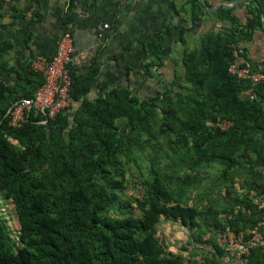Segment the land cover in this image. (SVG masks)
<instances>
[{"label":"trees","instance_id":"16d2710c","mask_svg":"<svg viewBox=\"0 0 264 264\" xmlns=\"http://www.w3.org/2000/svg\"><path fill=\"white\" fill-rule=\"evenodd\" d=\"M29 1L12 8L14 19L24 18ZM6 4L0 0L1 28ZM188 6V28L165 27L143 42L139 69L163 90L139 98L121 86L90 99L101 68L95 58L83 73L70 66L69 106L44 124L29 117L9 125V108L32 97L43 77L32 56L11 65L13 45L0 41V201L12 204L18 225L15 243L0 210V264H223L227 253L215 238L231 228L247 239L262 221L264 81L253 86L229 72L238 56L245 59L239 42L261 21L240 29L220 9L231 26L189 48L203 6ZM165 36L183 46L167 84ZM250 65L264 74V64ZM218 120L231 126L220 130ZM134 173L136 197L126 193ZM161 219L189 230L190 244L210 247L211 258L197 259L198 247L182 249L186 260L168 251L156 237ZM235 264H264V252L253 249Z\"/></svg>","mask_w":264,"mask_h":264},{"label":"crops","instance_id":"0c3cea01","mask_svg":"<svg viewBox=\"0 0 264 264\" xmlns=\"http://www.w3.org/2000/svg\"><path fill=\"white\" fill-rule=\"evenodd\" d=\"M188 1L32 0L29 1L31 8L24 18L16 20L12 17V8L22 9L28 0H7L1 19L4 28L0 27V41H11L13 48L6 54V59L15 65L18 61L29 60L31 56L32 61L40 57L51 59L57 40L64 32H69L74 46L72 67L83 73L93 59L101 63L100 72L88 94L90 99L121 86H129L139 98H148L152 96L149 94L152 88L155 93L159 86L155 79L144 76L139 69L144 56L143 42L151 40L157 30L165 27L188 28ZM199 1L203 6L200 22L196 31L187 37V47L198 45L200 36L208 31L221 32L231 26L227 19L221 18L218 13L220 9L230 10V15L236 19L240 29L248 20L259 17L261 26L252 32L249 39L239 42V52L245 59L238 56L237 64L262 67L264 0ZM104 25H108L107 29H104ZM182 50L183 46L174 43L171 37H164L162 58L172 59L175 63L176 56ZM3 79L8 83L14 80L12 77ZM144 90L149 94L146 97L140 95Z\"/></svg>","mask_w":264,"mask_h":264},{"label":"built area","instance_id":"2783aa9c","mask_svg":"<svg viewBox=\"0 0 264 264\" xmlns=\"http://www.w3.org/2000/svg\"><path fill=\"white\" fill-rule=\"evenodd\" d=\"M107 27L108 25H104V29ZM73 53L72 36L69 32H64L57 40L56 50L51 59L40 57L31 62L32 70L41 73L43 84L32 97L23 98L9 108L7 115L10 126L18 127L29 117H39L37 123L44 124L69 106L72 82L70 66L73 64ZM229 72L239 79L249 80L253 86L264 81V74L253 70L248 64L244 67L237 63L232 64ZM248 95L249 98L254 97L251 92ZM214 126L220 130H227L231 123L227 120H218ZM258 202L263 206V218L247 239L237 235L231 228H226L216 238L218 247L237 259H244L253 249L264 252V200Z\"/></svg>","mask_w":264,"mask_h":264},{"label":"rangeland","instance_id":"374dc122","mask_svg":"<svg viewBox=\"0 0 264 264\" xmlns=\"http://www.w3.org/2000/svg\"><path fill=\"white\" fill-rule=\"evenodd\" d=\"M189 36V35H188ZM187 36V37H188ZM179 57H180V53L179 55L176 56V62L179 61ZM163 60L165 61V65L163 67V69L161 70L164 78L163 80H165V83H169L172 78H173V74H174V60L170 59L167 60L165 59V57H163ZM155 81V80H153ZM153 85V84H152ZM151 85V88L153 87ZM158 87V86H157ZM159 88V87H158ZM165 88L164 87H160L159 90H163ZM149 94H154V89L152 88V90L149 92ZM147 93L146 90L142 91L140 93V95L142 97H146L147 95H149ZM119 126L122 128V130L125 129L123 122H119L118 123ZM213 175H215L216 173V169H212L211 172H213ZM134 178L128 177V186H127V190L126 193L129 196H137L138 195V189L137 188V184L139 181V177L136 176V174L134 173L133 175ZM238 186V185H237ZM0 210L2 211V214L4 215V219L6 222V227L9 229L10 233H11V238L12 240L16 243V235H17V231H18V225H17V221H16V214L14 211V208L12 206L11 203L9 202H5V201H0ZM156 237L159 239V241L167 248L168 251L180 255L183 259H187V253L185 251H183L182 249H187V251H193V249L195 247H198L201 252L200 255H198L197 259H200L202 257H204L205 255L208 256L209 258H211V255H213V253H211V248L210 247H201L200 245H195V244H190V231L185 229L184 227L180 226L177 223H173L171 221L168 220H164L161 219L158 226H157V235ZM208 237V235L204 236V240H206ZM216 239V238H215ZM196 248V249H198ZM225 258H222V263L223 264H235L237 263L238 259L236 257L231 258L230 256H228V254H225Z\"/></svg>","mask_w":264,"mask_h":264}]
</instances>
